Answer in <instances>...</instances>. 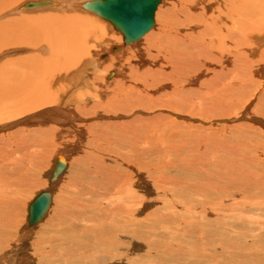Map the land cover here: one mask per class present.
<instances>
[{
	"label": "rangeland",
	"instance_id": "obj_1",
	"mask_svg": "<svg viewBox=\"0 0 264 264\" xmlns=\"http://www.w3.org/2000/svg\"><path fill=\"white\" fill-rule=\"evenodd\" d=\"M28 1L0 0L1 192V177L14 171L17 162L23 173L32 174L26 188L33 195L27 203L36 193L49 192L39 184L48 182L47 174L61 158L69 169L49 192L55 200L73 182L72 175L88 182L93 178L95 189L104 194L110 171L112 183L120 187L106 197L137 195V180L154 187L156 196L176 199L172 189L182 183L174 177L177 170L193 171L203 183L207 177L202 173L212 161L235 165L234 151L243 143L232 137L235 133L264 143V0H162L152 30L130 46H123L111 24L82 12L79 4L92 0H66L68 7L64 0H50L52 8L31 13L22 7ZM88 18L87 33L79 37ZM244 28L247 33H240ZM119 44L123 49L110 52ZM27 86L30 95L25 97ZM244 153L239 165L244 175H258L254 154L264 160V151ZM40 163L36 176L30 170ZM195 173L189 178L195 179L190 176ZM15 174L13 182L19 179Z\"/></svg>",
	"mask_w": 264,
	"mask_h": 264
},
{
	"label": "bare ground",
	"instance_id": "obj_2",
	"mask_svg": "<svg viewBox=\"0 0 264 264\" xmlns=\"http://www.w3.org/2000/svg\"><path fill=\"white\" fill-rule=\"evenodd\" d=\"M64 1L66 2V0ZM93 1L95 0L87 1L83 4L80 3L79 6L81 5L84 10H82V12H90L108 22L105 18L85 8V3H93ZM244 1L249 2L250 0ZM31 2L41 4L34 8H28L26 4ZM161 3L162 1L158 4L156 11ZM51 5L52 2L50 0H32L24 3L22 7L24 11L29 10L25 12L31 13L38 10H45ZM68 6L67 4V7ZM247 6H245V8ZM111 7L114 10L120 9L119 4L115 7L111 5ZM247 9H244L245 11H243V14H247L245 13ZM86 19L87 17L85 20ZM89 21L83 22V25L78 29L79 37H82L81 33L86 32L88 23L89 25L91 23V21ZM108 23L114 28L111 22ZM153 26L154 23L143 36L129 43L125 42L124 38L126 36L117 30L118 28L114 29L122 35L123 46H130L140 41L152 30ZM232 28L234 27H231L230 30H232ZM97 29L99 28L97 27ZM241 32L242 34H246V28L242 29L240 33ZM102 33L104 32L102 31ZM178 36L182 35L180 34ZM179 38L178 43H182L183 39L181 40V37ZM77 40L78 39H76V41ZM96 42L97 41H95V43ZM112 42H116V40L110 41V43ZM119 46H111L110 52L120 50L122 46ZM176 52L178 53L179 51ZM184 53L182 55V53L180 54L179 52L180 56H186ZM118 55L119 54H117V56ZM177 56L178 54L175 56L176 59ZM112 58L113 57H111V59ZM182 59L183 58H180L181 61H183ZM175 63H177V61ZM172 65H174V63H172ZM9 73L10 72H8V74ZM13 76L16 77L15 74H13ZM17 76L19 77L22 75ZM21 79L23 80V78ZM2 81L6 80L3 79ZM29 87L30 86H27V89L23 88L22 92L23 95L26 94L25 97L30 95V93H26ZM228 90L231 91V88L229 87ZM28 107L31 108L29 105ZM22 111H26V106L20 110V112ZM58 122L60 124L62 123V121ZM260 132L261 131H259V133ZM248 135L243 133H235V135H232L233 138L243 141L239 148H237L238 144L234 147L237 148V150L234 151L237 155H235L236 157L234 156L236 163L234 166L232 164V168H228L225 163L216 162V160L210 161L211 163L209 164L206 162L211 169L203 173L201 172L207 177L206 181L203 183L200 182L195 172L188 169V171L177 170V172L174 173V177L176 180V177L180 178L178 180H181L182 183L180 186L174 185L173 189H175H172L173 197L176 196V199L164 194L156 196L154 195V187L145 186L147 183L144 185L142 181L137 180H134V184L139 186L137 195L129 193V195L123 194L120 198L113 197L112 195L111 197H106L112 194V191L120 187L119 182L117 185L116 183H112L115 178H113L112 172L110 171L111 173L109 172L110 175L108 176L112 181H107V189L104 188V191L107 192L106 195H104L105 192L104 194H100L101 191L98 192V190L95 189L93 186L95 183L93 178L92 182H88V180L84 178L85 176L79 175L77 177L74 175L75 177H73L72 175L71 178H73V180H71L73 182L62 192L61 197L55 200V197H53L52 194L50 195L49 192L52 193L51 190H55V183L57 181L61 178H66L69 169V166L67 169H64L66 162L64 159L60 158L56 163L54 162L56 164L54 172L52 173L54 168V166H52L50 175L47 174L48 177L46 179L48 182L46 183L45 180L46 184H42L40 181L34 184L37 186L40 182L39 188L42 187V185L45 187L48 186L47 189L49 192H38L34 198L27 203L33 195L28 193L30 191L28 189L30 188H26L30 187L27 179L28 175L32 174H28L27 172L23 173L18 166L20 165L19 162H17L15 169H13L14 171L11 173L7 172L5 176L1 177L4 190L2 192V189L0 190V264H264V176L263 178L261 177L262 169H264V160L263 157L262 161L261 156L259 157L254 154L257 148L264 151V143L262 140L258 141L259 138H252ZM253 136L260 135L254 134ZM248 139L249 142L247 141ZM246 142L251 145L248 146ZM107 148L110 150L109 147ZM244 151L247 155L254 154V156H256L257 160L254 164L259 166L257 170V172H259L258 175H249L251 174L250 172H247L248 175H244V168L239 166L241 165L240 155L243 156ZM111 153L113 154V151ZM203 160L205 163L206 159ZM232 161H234V159ZM43 164L40 163L39 166L30 170V172L33 171L31 173L39 176L37 173L41 170L39 167L43 166ZM116 168L122 173V169L119 165ZM116 168L113 169V172L117 171ZM15 173H19V179L16 181L13 179V182L12 177L17 175ZM75 173L76 171L74 174ZM189 173H195L190 175L195 179H190L188 176ZM70 174L73 173L70 172ZM225 175H227L228 178H226ZM51 176L54 180H51ZM224 176L225 179L222 180L221 178ZM241 181L246 184L248 183V185L241 186ZM193 183L198 184L193 187ZM33 188L36 189V187L32 186L31 189ZM134 189L135 188H131V190ZM127 190L129 189L127 188ZM41 193L45 195L46 193L48 194L50 199L49 206H51L50 210L48 206L41 220L30 224L28 222L29 205ZM28 194L30 197H28ZM115 200L117 201L114 203ZM174 200L180 201L181 205L174 204Z\"/></svg>",
	"mask_w": 264,
	"mask_h": 264
},
{
	"label": "water",
	"instance_id": "obj_3",
	"mask_svg": "<svg viewBox=\"0 0 264 264\" xmlns=\"http://www.w3.org/2000/svg\"><path fill=\"white\" fill-rule=\"evenodd\" d=\"M115 1V2H113ZM162 0H100L85 3V8L105 18L108 22L118 28L124 36L125 42L138 40L154 23L155 11ZM41 3H28V8H34ZM120 5L119 10L112 9ZM60 167V166H59ZM49 196L46 193L39 194L29 205L28 222L36 223L43 217L49 206Z\"/></svg>",
	"mask_w": 264,
	"mask_h": 264
}]
</instances>
